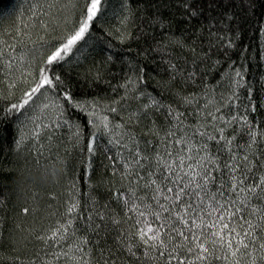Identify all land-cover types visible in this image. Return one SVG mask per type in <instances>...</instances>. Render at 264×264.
<instances>
[{"label":"trees","instance_id":"16d2710c","mask_svg":"<svg viewBox=\"0 0 264 264\" xmlns=\"http://www.w3.org/2000/svg\"><path fill=\"white\" fill-rule=\"evenodd\" d=\"M85 6L0 0V264H251L253 256L264 264L259 241L251 256L241 249L232 257L207 227L206 260L196 259L199 249L173 251L179 238L165 237L167 248L158 249L137 234L145 220L159 224L151 215L161 211L156 186L145 185L161 183L155 157L169 160L166 149L174 157L180 137L213 169L207 189L217 200L249 197L248 208L264 209V200L240 192L264 176V0H101L90 32L55 67L63 83L10 111L78 28ZM133 150L149 158L144 167H125ZM57 155L65 159L61 181L22 194L20 174ZM159 199L173 209L161 220L182 228L175 212L184 200Z\"/></svg>","mask_w":264,"mask_h":264},{"label":"snow or ice","instance_id":"6c2138e0","mask_svg":"<svg viewBox=\"0 0 264 264\" xmlns=\"http://www.w3.org/2000/svg\"><path fill=\"white\" fill-rule=\"evenodd\" d=\"M85 3L86 6L83 9L84 18L79 21L78 28L70 33L63 42L47 55L45 60L46 66L41 70L40 79L36 82L35 87H32L31 91L25 92L27 98L19 104H13L10 111L24 109L32 100L34 94H43L42 90L54 89L63 83L61 77L55 74V67L60 66L61 62L65 60V57L72 51L73 47L85 39L86 34L92 29L93 21L97 18L101 9V0H85ZM2 55L3 52L0 50V56ZM8 67H12L11 61L8 62ZM65 98L67 100L73 99L67 92L65 93ZM176 118H179L178 115ZM56 126L60 127V124ZM103 126L105 128L108 127L106 119ZM76 127L77 131L75 135L79 139V126ZM116 127L119 128L122 125H117ZM168 135L172 136L174 133L169 132ZM209 139H214V137H209ZM94 142L93 139L92 144L89 145V151L94 150L92 147ZM114 143L119 144L120 140H115ZM133 143L138 144L134 138ZM174 143L177 146H183L180 147V150L174 157L172 151L168 149H166V152L170 158L169 160H165L159 154L155 157L157 167H163V171L160 172L161 183L158 184L157 180L152 179L150 183L145 185V187L156 186L152 199L156 201L161 211L151 213L155 217V220L159 221L158 226L154 228L151 223L145 220L143 222L144 226L138 229L137 234L143 243L150 247L161 249L167 248L165 237H167L169 242L179 238L176 244L173 245V251L178 248H186L188 252L199 249L196 259L206 260L208 255L211 254V249L206 245L207 237H205L203 232V229L207 227L209 229H215V231L210 232V236L213 238L212 243L215 244L218 241L220 246L229 250L232 257H235L237 253L241 252V249H244L245 253L251 256L252 252L249 249L257 250L256 241H259L258 250L260 251V258L264 260V209L260 207L248 208L247 200L249 197L239 200L238 204L237 201H225V203H221L216 199L215 195L208 192L207 186L215 177L212 176L213 169L205 167V158L199 157L198 155L197 157L191 155L192 148L188 146V142L183 137L176 139ZM124 147H128L127 143L124 144ZM148 159L147 156L142 155L139 151L133 150L131 152V159L126 162L125 167H130L131 164L144 167L141 164V160L147 161ZM244 160L247 161L248 157L245 156ZM191 161L195 162L192 163ZM185 167L187 170H185ZM237 167H231L230 170L235 173ZM152 175L153 173L149 172V176ZM198 177L199 181L197 180ZM232 179L235 181L237 178L233 176ZM242 183V180L238 184L234 183L231 191L235 192L239 184ZM161 184L164 187H161ZM168 184L172 186H167ZM174 187L177 189L175 192ZM257 189H259V192ZM201 192L207 195L208 203L201 196ZM240 192H247L257 200H264V176L260 177L259 182L253 186L240 188ZM193 193L194 196L192 195ZM159 196H163L165 202L172 201L173 206L179 204L182 199L184 200V203L180 205L182 211L175 212V220L183 226L182 228L173 227L171 223H166L165 221L169 219L168 217L161 220L163 212H167L171 216L173 209L167 207L166 203H161ZM186 197L187 199H185ZM211 201H215V206H213ZM76 208L77 205L73 204L69 208V211L74 212ZM137 209L138 206L134 204L131 210ZM138 215L145 217L146 213L139 211ZM205 216L208 217L207 222L205 221ZM254 219L256 221L255 223ZM140 222L139 220L137 221V223ZM56 235L57 233H54L53 238ZM161 255H164V253L161 252ZM169 255H172V253H169ZM223 258L227 259L228 257L225 256ZM180 264H184V261H180ZM188 264H194V262L189 261ZM235 264H239V261H236ZM251 264H256L254 256L252 257Z\"/></svg>","mask_w":264,"mask_h":264},{"label":"clouds","instance_id":"9594fccd","mask_svg":"<svg viewBox=\"0 0 264 264\" xmlns=\"http://www.w3.org/2000/svg\"><path fill=\"white\" fill-rule=\"evenodd\" d=\"M65 173V159L62 156L40 161L23 171L18 177V190L23 194L58 184Z\"/></svg>","mask_w":264,"mask_h":264}]
</instances>
